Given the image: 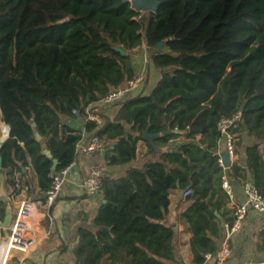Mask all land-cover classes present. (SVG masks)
<instances>
[{"label": "trees", "instance_id": "obj_1", "mask_svg": "<svg viewBox=\"0 0 264 264\" xmlns=\"http://www.w3.org/2000/svg\"><path fill=\"white\" fill-rule=\"evenodd\" d=\"M158 1V12L139 20L121 0H0L7 187L15 189V173L30 166L47 193L54 160L56 171L70 165L84 131L104 141L108 169H126L104 181L91 227L78 229L74 264H178L168 214L171 194L181 191L191 192L178 204L190 260L216 255L226 235L221 223L232 219L218 124L237 113L242 120L231 132L240 159L228 175L234 187L252 181L264 196V0ZM144 46L162 78L150 93L99 106L142 71L134 56ZM88 108L101 124L85 120ZM146 130L160 135L161 151L145 141L146 156L157 157L134 167ZM5 211L0 203V220Z\"/></svg>", "mask_w": 264, "mask_h": 264}, {"label": "built area", "instance_id": "obj_2", "mask_svg": "<svg viewBox=\"0 0 264 264\" xmlns=\"http://www.w3.org/2000/svg\"><path fill=\"white\" fill-rule=\"evenodd\" d=\"M138 19L142 20L150 17L149 12H139ZM146 51L149 50L144 46ZM147 62V59L145 60ZM145 82L144 72L139 73L130 79L124 86L112 91L103 97L99 102V106L109 107L111 104L122 101L127 96L139 89ZM74 115H78L77 110H73ZM85 120L95 121L101 124V119L95 115L89 108L85 110ZM242 120L241 113H237L230 118L220 120L218 129L221 134L220 145L225 149V154L229 157L231 165L239 162L240 156L235 152L234 143L236 138L231 130L236 127ZM107 147L104 141L95 134H88L85 131L82 139L77 145V155L75 160L61 171H55L50 175L51 186L44 199L39 202L47 210L55 205L64 188L74 182L84 192L85 195L98 201L102 200V189L104 181L109 177V169L104 161H97L90 165L86 177H83L78 168L77 156L83 155L86 158H103ZM219 155V165L224 169L222 176V188L228 194L230 201L233 202L231 209V220L225 223V238L221 243L219 252L214 255L212 253L205 254L204 264H226L232 259L233 253L231 249L232 238L240 233L250 213L260 216L264 215V196L254 182H247L243 186L242 202H235L234 189L231 184L228 168L226 167L223 155ZM191 192L185 193L188 196ZM37 202L31 199H25L17 205L12 223L9 227V234L2 238L0 234V264H21V259L15 257V253L28 254L37 245L34 223L36 220ZM4 228L0 226V233ZM196 264V263H191Z\"/></svg>", "mask_w": 264, "mask_h": 264}, {"label": "crops", "instance_id": "obj_3", "mask_svg": "<svg viewBox=\"0 0 264 264\" xmlns=\"http://www.w3.org/2000/svg\"><path fill=\"white\" fill-rule=\"evenodd\" d=\"M135 51L144 52L143 54L147 52L145 49H135ZM139 66L140 64H138V69ZM152 89H150L149 93ZM77 127H80L79 123ZM1 135L0 133V140H2ZM262 148L264 149V140ZM147 149L148 146L145 140L140 141L137 149V157L133 163L134 167L139 168L141 164L152 160L151 156H146ZM219 154H225L223 147L220 148ZM76 161L80 174L86 177L90 165L97 161H103V158H86L83 155H79ZM125 170V167L109 168V177H113L116 174H124ZM2 174L5 176V189L9 194L10 202L12 201L14 214L19 202L25 199H31L37 202L36 220L34 223L37 245L28 254L15 253L17 260L21 259V264H74V249L78 241V229L82 226L87 228L91 227V220L96 215L100 201L85 195L83 190L72 181L64 188L62 195L55 205L47 210L39 203L44 199L46 193L44 194L39 191L37 178L32 167L23 168L22 173H15L17 182L15 189L7 187V175L5 173ZM233 189L235 202H242L244 199L243 186H233ZM180 193H173L170 196L171 205L168 222L175 225L178 231V264H191L193 262L189 258L188 249V240L191 235L187 231L185 222L178 217L180 212L178 204L184 203L185 201V197L181 198ZM232 205L233 202L227 200L225 207L231 211ZM94 209L95 213L93 214ZM229 216H231V212ZM256 216L257 214L250 213L245 225L249 221L251 222ZM226 264H264V252L257 255L253 253L246 254L239 259L235 258L233 253L232 259Z\"/></svg>", "mask_w": 264, "mask_h": 264}, {"label": "rangeland", "instance_id": "obj_4", "mask_svg": "<svg viewBox=\"0 0 264 264\" xmlns=\"http://www.w3.org/2000/svg\"><path fill=\"white\" fill-rule=\"evenodd\" d=\"M143 53L136 51L134 57L136 61L135 64L136 63L140 64L139 68L142 69L140 73L144 72L145 74V82L139 89L132 92L130 97L149 93L150 89L153 88L154 84H156L162 78L163 75L162 70L158 68L150 59L149 50L146 52V54ZM146 59L147 62H145ZM103 108H109V107H103ZM73 125L77 126L76 124ZM181 141L182 140L179 139L171 142L170 143L171 148H175L178 145V143H180ZM250 143H253V141H250ZM156 157L157 156L155 155L151 156L152 159ZM142 165L143 164H141L140 167ZM119 176L120 175L116 174L113 177L117 178ZM10 203L13 208L12 201ZM94 213H95V209L93 210V214ZM263 229H264V215L263 216L257 215L256 217H254L253 220H251V222L249 221L245 225L244 229L240 233L236 234L233 237L231 243L235 258L239 259L241 256L250 253L257 255L259 253L264 252V249L261 248V246L264 245V237L261 235ZM8 234H9V230L3 229L1 232V237L5 238Z\"/></svg>", "mask_w": 264, "mask_h": 264}, {"label": "water", "instance_id": "obj_5", "mask_svg": "<svg viewBox=\"0 0 264 264\" xmlns=\"http://www.w3.org/2000/svg\"><path fill=\"white\" fill-rule=\"evenodd\" d=\"M123 3L130 4L131 8L136 10L137 12H149L151 14H156L158 12V9L160 7V2L158 0H121ZM163 46V43L159 44V48ZM32 126H35V123H31ZM10 137V130L9 135L5 140H0V148L4 145V143L9 139ZM160 137L159 134H151L148 130H146L143 133L142 139L149 142L155 149L158 151H161L158 149L156 145V140ZM36 138L38 141L41 140V135L37 134ZM45 154L48 158H52V153L49 150H45ZM224 163L226 167L231 166V162L229 157L224 154L222 156ZM58 165V160H54L52 171H56ZM2 168V158L0 157V169ZM181 198L185 197V193L181 191L180 193ZM0 203L6 206L5 216L2 220H0V226L4 229H9L13 217L14 212L10 203L9 194L5 189V176L4 174H0ZM106 203V201H104ZM217 216L220 218V216L217 214ZM222 227H225V222L221 223ZM105 230H108L105 228ZM82 263H85V259H82Z\"/></svg>", "mask_w": 264, "mask_h": 264}, {"label": "bare ground", "instance_id": "obj_6", "mask_svg": "<svg viewBox=\"0 0 264 264\" xmlns=\"http://www.w3.org/2000/svg\"><path fill=\"white\" fill-rule=\"evenodd\" d=\"M10 127L6 123L2 121V112L0 110V131H1V137L2 140H5L9 135Z\"/></svg>", "mask_w": 264, "mask_h": 264}]
</instances>
